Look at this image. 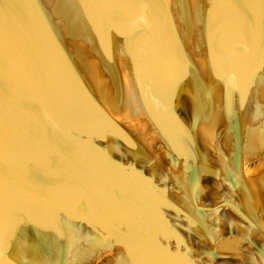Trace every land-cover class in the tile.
<instances>
[{"label":"water","instance_id":"obj_1","mask_svg":"<svg viewBox=\"0 0 264 264\" xmlns=\"http://www.w3.org/2000/svg\"><path fill=\"white\" fill-rule=\"evenodd\" d=\"M0 264H264V0H0Z\"/></svg>","mask_w":264,"mask_h":264}]
</instances>
